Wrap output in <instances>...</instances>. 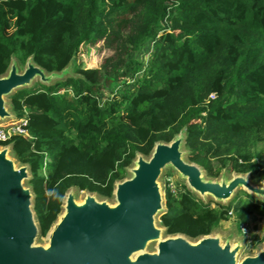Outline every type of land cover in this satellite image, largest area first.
<instances>
[{
  "label": "trees",
  "instance_id": "obj_1",
  "mask_svg": "<svg viewBox=\"0 0 264 264\" xmlns=\"http://www.w3.org/2000/svg\"><path fill=\"white\" fill-rule=\"evenodd\" d=\"M100 41L112 54L98 68L73 65L70 76L9 97L28 137L0 146L29 168L40 236L69 188L110 198L136 153L181 129L187 160L208 178L228 161L230 172L264 181L252 150L264 141V0H0V76L12 58L61 72L80 46ZM148 42L149 56L135 58ZM164 198L166 235H210L230 211L238 228L264 217V201L244 191L214 207L184 185Z\"/></svg>",
  "mask_w": 264,
  "mask_h": 264
},
{
  "label": "water",
  "instance_id": "obj_2",
  "mask_svg": "<svg viewBox=\"0 0 264 264\" xmlns=\"http://www.w3.org/2000/svg\"><path fill=\"white\" fill-rule=\"evenodd\" d=\"M71 63L61 72L47 73L29 57L21 67L11 59L0 76V122L14 116L7 100L16 90L35 81L49 85L71 75ZM184 129L169 142H156L148 156L136 153L127 178L115 181L112 201L69 188L61 212L38 244V222L33 192L27 185L29 168L11 156V146H0V264H264V244L254 255L239 259L242 239L219 233L197 239L166 235L159 217L165 211L160 177L173 171L192 193L228 202L241 188L264 200V184L247 174L233 173L207 179L203 169L184 158ZM158 217V219H157ZM155 249L150 251V245Z\"/></svg>",
  "mask_w": 264,
  "mask_h": 264
},
{
  "label": "rangeland",
  "instance_id": "obj_3",
  "mask_svg": "<svg viewBox=\"0 0 264 264\" xmlns=\"http://www.w3.org/2000/svg\"><path fill=\"white\" fill-rule=\"evenodd\" d=\"M151 43L148 42L146 43L142 49L141 52L138 55H135V58L137 59H142V58H147L151 52ZM112 50L107 47L104 42H97L95 44H83L80 46L78 50V54L76 55L74 62L71 63V68L70 71L73 70V65L74 66H83L84 68H98L102 61L111 56ZM54 83V82H53ZM52 83V84H53ZM38 84H41L38 81H35L30 87L37 86ZM120 86V82L114 81L110 86L111 88H116V86ZM130 84V83H128ZM129 88H131V85H127ZM126 87V86H125ZM124 87V88H125ZM9 102L10 98L7 99ZM14 121L17 120L15 116L8 118L6 120H3L0 122V124H6L9 121ZM183 130V129H181ZM253 154L254 158L253 161H256L259 165H261L262 170H264V141L258 142L254 147H253ZM184 158L187 160V156L184 155ZM211 166L217 169V167L220 165L218 160L216 159H211L210 161ZM227 166H229V162L227 161L226 167L221 169L219 173V179L221 176H226L230 177L233 175L234 172H230L227 170ZM127 172V171H126ZM203 175L205 178L209 179L208 176L205 173V170L203 169ZM249 175V173H247ZM129 176V173L127 172V175L125 178ZM170 177L171 180L173 181L175 187L178 189L181 185L185 186V182L180 180L177 175L173 171H164L162 176L160 177V184H161V189H162V194L165 196V178ZM250 178V175H249ZM251 180V179H250ZM252 181V180H251ZM256 185H261L264 184V181L261 182H253ZM243 191L241 188L237 189L235 196L237 195V192ZM85 191H77V198L78 200L82 199L84 196ZM197 198L201 199L204 203H210L211 207L216 206L217 204L220 205H226L228 202H217L213 200L211 197L207 196L204 198H201L200 196H197L194 194ZM234 196V197H235ZM109 201H112V198H109ZM165 199V198H164ZM259 199V198H257ZM262 200V199H260ZM165 201V200H164ZM264 201V200H263ZM231 212V211H230ZM35 214V212H34ZM36 217V215H35ZM158 219V217H157ZM246 227L245 230L242 231L240 228L237 227L236 221L233 218L232 214L229 215V219L226 221H221L217 229L215 230L216 233H219L222 235L223 238L227 237L229 234H232V239L231 242H236L237 240L242 239V249L239 254V259L243 258L246 255H254L258 249L264 244V217H259L257 215H251L248 218V221L245 223ZM38 244H45L46 243V238L45 236H39L36 240ZM155 249L154 244L150 245L149 250L152 251Z\"/></svg>",
  "mask_w": 264,
  "mask_h": 264
},
{
  "label": "built area",
  "instance_id": "obj_4",
  "mask_svg": "<svg viewBox=\"0 0 264 264\" xmlns=\"http://www.w3.org/2000/svg\"><path fill=\"white\" fill-rule=\"evenodd\" d=\"M26 124H27V118L26 116L14 120L9 121L6 124H0V144L7 143L9 140H11L13 137L23 136L28 137V132L26 130ZM165 188H168L171 193L176 194L178 189L175 187L173 181L170 177H166L165 181ZM229 215L232 213L229 212ZM246 225H241L240 229L242 231L245 230Z\"/></svg>",
  "mask_w": 264,
  "mask_h": 264
}]
</instances>
